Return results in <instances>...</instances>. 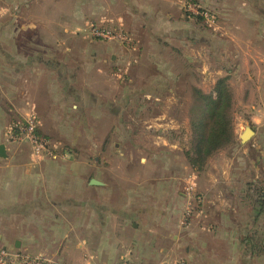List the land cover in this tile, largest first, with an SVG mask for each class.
Here are the masks:
<instances>
[{"label":"rangeland","instance_id":"374dc122","mask_svg":"<svg viewBox=\"0 0 264 264\" xmlns=\"http://www.w3.org/2000/svg\"><path fill=\"white\" fill-rule=\"evenodd\" d=\"M59 1L63 27L0 28V144L8 162L35 170L39 181L70 183L49 208L60 228L75 226L69 263L195 264L187 251L194 256L198 231H213V215L236 210L248 221L258 212L250 204L264 193L257 141L264 30L243 11L249 0ZM104 31L112 38L100 37ZM220 78L232 93L233 140L195 167L196 92L215 96ZM30 119L44 145L39 152L25 137ZM246 128L256 136L241 143ZM229 177L242 199L236 208L222 188ZM29 223L26 250L68 264L57 261L58 241L36 236L38 224L50 222ZM253 227V242L264 247V221ZM100 228L104 253L97 251Z\"/></svg>","mask_w":264,"mask_h":264},{"label":"crops","instance_id":"0c3cea01","mask_svg":"<svg viewBox=\"0 0 264 264\" xmlns=\"http://www.w3.org/2000/svg\"><path fill=\"white\" fill-rule=\"evenodd\" d=\"M59 2V0H0V28L12 29L18 27L24 29L39 27L42 29L45 26L50 28L63 27L64 24L60 23L61 12L58 8ZM45 3L51 5V7L45 8ZM132 8L133 11H136V8ZM70 9L66 13L70 15L69 18L73 22L75 12L72 10V6ZM243 11L249 14L250 23L257 20L258 22L256 23L259 24V29L264 30V0L246 1ZM104 16L106 17V15ZM123 18L124 15H119V19L122 20ZM66 26L70 25L66 24ZM3 43L15 44V40H4ZM40 43L45 44L49 43V41L41 38ZM259 44L263 48H260V57H264V34L261 36ZM261 77H264V74ZM261 85L264 86L263 83ZM254 135L256 136L255 132ZM257 141L260 142L259 152L261 153V163L264 164V133L258 137ZM6 154L7 158L10 159L11 157L7 149ZM7 158L6 160L0 159V247L15 249L30 255L43 254L46 250L43 253L42 249L38 253L29 252L26 250L24 242L26 244L28 242L26 239L29 235L28 225H30V221H48L50 223L47 225L45 223H42L41 226L38 224L39 228H36L38 231L36 236L42 232L48 238V242L53 243L58 241L57 251H60L61 255L59 258L57 257V261L71 264L68 257H70L69 254L74 250L73 230L75 226L70 228V225L67 224L66 227L62 226L60 228L54 223L55 214H52L53 210L49 209L53 208L55 195L61 194L60 190L64 194L63 189L66 188L68 194L71 188L70 183H67V187L63 186V188H60L58 186L60 182L54 184L52 181H39L36 179L35 174L37 172L35 170L28 167L22 168L21 165L17 164H10ZM238 174H241V172H238ZM236 178L239 179L237 176ZM89 184L98 186L100 183L91 184L89 182ZM231 184L232 178L228 179L225 182V188H222L226 189L227 193L225 196L228 200L227 203L236 208L239 205L238 203L242 202V199H237L238 192L236 189H238V186L235 189L232 187L234 183ZM231 194H235L236 198L229 197ZM67 199L69 202L70 198L67 197ZM255 200H253V204ZM253 204H250L251 208L255 206ZM45 205H48L49 213L48 211H44ZM103 205L106 206L107 202L104 201ZM256 208L258 212H254L253 216H248V221H246L247 216L241 217L238 213L235 214L236 210H233L234 212L227 214V216H224V214L219 215L218 212L214 214L212 219H210L212 222L210 227L213 228V231L211 233L198 231L195 234L197 245L193 251L194 256H192L191 252L187 251L186 259L188 261L194 260L195 264H264V247L255 244L252 240L256 231L253 229V224L257 225L261 220L264 221V208ZM106 217L107 213L105 211L99 215L101 220H105ZM11 220L25 222V224L18 225L16 229L9 228L7 222ZM179 233H183V236L185 234V232ZM67 236L70 237L68 241L65 240ZM100 237L101 242L99 247H97V251L104 253L107 242L105 240L106 235L103 234L101 228ZM179 237V234L178 236H173L174 239ZM175 243L177 244V241Z\"/></svg>","mask_w":264,"mask_h":264},{"label":"trees","instance_id":"16d2710c","mask_svg":"<svg viewBox=\"0 0 264 264\" xmlns=\"http://www.w3.org/2000/svg\"><path fill=\"white\" fill-rule=\"evenodd\" d=\"M227 79L220 78L214 85V94L204 95L196 92L201 104L200 117L195 124L196 137L192 146L195 157L193 165L202 167L206 160L216 151L225 147L233 140V130L229 110L231 108L232 93ZM264 190V187L261 188ZM254 205L264 208V193L257 195Z\"/></svg>","mask_w":264,"mask_h":264},{"label":"built area","instance_id":"2783aa9c","mask_svg":"<svg viewBox=\"0 0 264 264\" xmlns=\"http://www.w3.org/2000/svg\"><path fill=\"white\" fill-rule=\"evenodd\" d=\"M99 35L100 37H104L107 39L112 38L109 31L101 32ZM118 39H120L121 41H125L127 38L119 34ZM35 127L36 121H34V119H30L29 121H27L25 127V137H27L29 141L32 142L31 144L33 145L34 149L35 146L37 147L35 151L39 152L44 148V145L42 142L39 143V141L36 140L37 138L34 133ZM0 264H55V262L51 258L43 254L30 255L15 249L0 247ZM124 264L132 263L127 262Z\"/></svg>","mask_w":264,"mask_h":264},{"label":"water","instance_id":"95a60500","mask_svg":"<svg viewBox=\"0 0 264 264\" xmlns=\"http://www.w3.org/2000/svg\"><path fill=\"white\" fill-rule=\"evenodd\" d=\"M254 131L250 128H246L239 136L241 143L246 142L247 140L251 139L253 137ZM6 148L3 144H0V158H6ZM91 184H99V182L95 180L90 181Z\"/></svg>","mask_w":264,"mask_h":264}]
</instances>
